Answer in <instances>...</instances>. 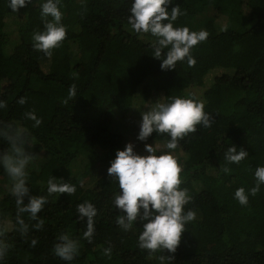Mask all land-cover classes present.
<instances>
[{
	"label": "trees",
	"instance_id": "16d2710c",
	"mask_svg": "<svg viewBox=\"0 0 264 264\" xmlns=\"http://www.w3.org/2000/svg\"><path fill=\"white\" fill-rule=\"evenodd\" d=\"M42 2L29 0L17 13L0 0V125L26 129V150L35 143L49 154L29 173V194L47 197L37 219L19 213L24 225L18 223L11 188L0 198V243L7 246L0 264H264V184L246 205L234 197L238 188L255 186L254 172L264 166V0H173L169 9L178 4L182 12L174 26L208 36L191 49L192 66L178 61L170 70L152 55L155 37L131 30V0H62L65 51L45 56L32 42L44 28ZM208 7L215 15L197 26L195 16ZM80 55L85 58L73 62ZM72 85L76 96L68 99ZM175 96L203 101L211 126L198 125L174 150L166 148L167 134L138 140L129 123L140 124L156 101ZM30 111L41 119L38 127L26 117ZM129 142L141 154L145 143L157 154L171 152L182 168L180 187L192 197L185 210L195 211L196 219L186 224L175 252L141 249L142 225L124 231L116 222L120 189L107 169ZM232 144L248 151L239 163L224 159ZM7 147L0 138V151ZM91 174L95 180L85 185ZM0 175H6L2 166ZM51 176L75 185V192L48 195ZM85 201L97 208L91 241L83 237L86 218L77 213ZM61 233L79 241L71 261L54 254Z\"/></svg>",
	"mask_w": 264,
	"mask_h": 264
},
{
	"label": "clouds",
	"instance_id": "9594fccd",
	"mask_svg": "<svg viewBox=\"0 0 264 264\" xmlns=\"http://www.w3.org/2000/svg\"><path fill=\"white\" fill-rule=\"evenodd\" d=\"M35 0H32L34 3ZM9 8L17 12L25 7L29 0H7ZM173 0H131L128 23L131 30L137 34L150 33L155 37L152 43V55L161 59L162 70L176 68L178 61L186 60L189 66L195 63L191 49L207 39L204 30H189L187 26H174L178 16L182 14L177 4L169 9ZM62 0H43L40 3V16L44 24L42 31L32 35L33 47L51 57L52 49L60 46L66 37V27L62 21ZM166 50V51H165ZM76 96V87L72 85L68 91V99ZM24 104L25 98L18 101ZM67 103L66 99L63 101ZM5 107L0 101V108ZM26 117L34 121L33 127L41 124V119L34 111L27 112ZM211 114L205 111L203 101L192 97L175 96L167 102L159 99L150 110L142 113L137 139L147 141L153 132L167 134L169 139L166 148L174 150L180 139L197 131L198 125L210 127ZM0 138L7 141L8 147L0 151V166L11 179V194L17 205V221L24 225L19 213H29L32 219H37L38 213L47 203L44 195H30L27 166L32 154L26 150L29 146V133L26 129L13 124L0 125ZM144 153L134 150L129 142L123 149H117L115 158L107 169L108 175L119 186V193L114 196V205L122 215L117 217V224L124 230L132 229L135 223L142 225L138 236V246L141 249L155 251L167 249L175 252L181 243L182 233L186 224L196 219L195 211L185 210V205L192 199L182 184V168L177 158L171 152L160 151L152 143L144 144ZM248 155V151L232 144L224 151V159L228 163H239ZM224 172L230 171L227 166ZM254 176L256 184L246 192L238 188L234 197L241 205L248 203L249 194L255 195L264 184V166H257ZM62 178L51 176L47 180V193L73 194L76 186L67 182H58ZM28 197L25 202V197ZM77 213L81 219L86 218V230L83 237L91 241L94 235V217L97 208L93 203L85 201L77 205ZM43 221L38 220L37 226ZM35 239L31 241L34 246ZM79 241L68 233H61L54 245V254L61 260L71 261L79 253ZM111 249L104 252L110 254ZM7 246L0 243V261L6 255Z\"/></svg>",
	"mask_w": 264,
	"mask_h": 264
},
{
	"label": "rangeland",
	"instance_id": "374dc122",
	"mask_svg": "<svg viewBox=\"0 0 264 264\" xmlns=\"http://www.w3.org/2000/svg\"><path fill=\"white\" fill-rule=\"evenodd\" d=\"M213 15H215L214 9L212 7H208L204 11H202L201 13H199L195 16V23L198 26L199 24L202 23V21H204L205 19H207L209 17H212ZM64 51H65V48L62 45H60L59 47L52 49V56L53 57H60ZM84 58H85L84 55H80L79 57L74 58L73 62H76L78 60H83ZM231 96H233V94ZM124 121L127 122L126 120H124ZM129 125L132 128L133 135L135 134L137 136L138 132H139V128H140L139 122L136 120H133L129 123ZM30 150H31V154H32V159L29 162L27 169H26L27 174H28V182H29L30 171H38L40 169V166L42 165V163L49 158V154L46 151H44L42 148H40L39 145H37L35 143H31ZM143 151H144V147H143ZM94 180H95V177L93 174H91V175H87L86 177H84L82 179V182L85 185H89ZM11 184H12V181L7 176V174L6 175H0V198L4 193H6L8 191L9 188H11ZM22 256L25 257L26 254L22 253Z\"/></svg>",
	"mask_w": 264,
	"mask_h": 264
}]
</instances>
